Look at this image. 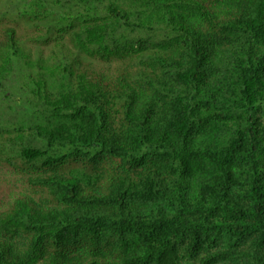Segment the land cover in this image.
Masks as SVG:
<instances>
[{
    "label": "trees",
    "instance_id": "1",
    "mask_svg": "<svg viewBox=\"0 0 264 264\" xmlns=\"http://www.w3.org/2000/svg\"><path fill=\"white\" fill-rule=\"evenodd\" d=\"M9 2L0 264H264V0Z\"/></svg>",
    "mask_w": 264,
    "mask_h": 264
},
{
    "label": "rangeland",
    "instance_id": "2",
    "mask_svg": "<svg viewBox=\"0 0 264 264\" xmlns=\"http://www.w3.org/2000/svg\"><path fill=\"white\" fill-rule=\"evenodd\" d=\"M11 0H0L1 24H10L21 17L27 7L23 5L11 4ZM17 170V169H16ZM10 167L0 166V211L7 208V203L20 194H27V186L21 179L20 174Z\"/></svg>",
    "mask_w": 264,
    "mask_h": 264
}]
</instances>
